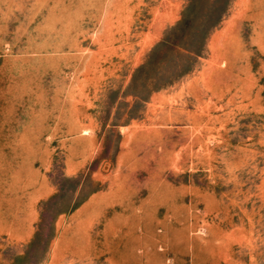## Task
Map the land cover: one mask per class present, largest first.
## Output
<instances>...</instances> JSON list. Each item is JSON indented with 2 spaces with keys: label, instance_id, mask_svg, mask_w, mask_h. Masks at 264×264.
I'll return each instance as SVG.
<instances>
[{
  "label": "rangeland",
  "instance_id": "1",
  "mask_svg": "<svg viewBox=\"0 0 264 264\" xmlns=\"http://www.w3.org/2000/svg\"><path fill=\"white\" fill-rule=\"evenodd\" d=\"M106 246L264 264V0H0V264Z\"/></svg>",
  "mask_w": 264,
  "mask_h": 264
},
{
  "label": "bare ground",
  "instance_id": "2",
  "mask_svg": "<svg viewBox=\"0 0 264 264\" xmlns=\"http://www.w3.org/2000/svg\"><path fill=\"white\" fill-rule=\"evenodd\" d=\"M70 243H73V239L70 241ZM70 246V245H69ZM70 248V247H69ZM72 250H70V252L75 255V256H79L81 259H86L89 256L93 255L96 253V250L94 248H92L90 245H83V246H78L76 244L73 243V246L71 248ZM57 252V251H56ZM60 252V251H59ZM69 252V251H68ZM69 252V253H70ZM99 253H106L109 254V258L110 261L114 262L115 261V254H114V250L111 247H107L103 250H101V252L99 251ZM119 260H117V262H114V264H118Z\"/></svg>",
  "mask_w": 264,
  "mask_h": 264
}]
</instances>
